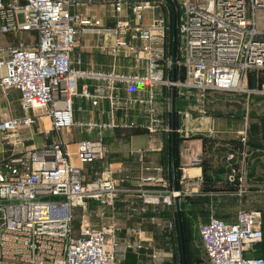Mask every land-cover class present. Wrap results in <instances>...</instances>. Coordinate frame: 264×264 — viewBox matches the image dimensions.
I'll list each match as a JSON object with an SVG mask.
<instances>
[{
	"label": "built area",
	"instance_id": "1",
	"mask_svg": "<svg viewBox=\"0 0 264 264\" xmlns=\"http://www.w3.org/2000/svg\"><path fill=\"white\" fill-rule=\"evenodd\" d=\"M166 0H0V35L30 32L29 39L0 44V90L6 96L19 92L23 116L0 121L4 139L18 141V130L30 128L40 115L49 120L43 134L54 131L56 138L42 147H33L11 155L0 163V256L14 264H118L129 252H147L151 264L166 261L163 250H152V243L119 239L113 225L92 227L82 216L80 226L73 225L75 206L84 207L94 199L113 206L120 193L111 168L102 164L100 173L86 178L82 165L104 161L102 142L106 129L126 128L155 132L170 131L156 112L157 86L170 92L195 98L204 107L210 92L264 96V39L259 38L255 10L264 8V0H216L207 5L184 3L176 19V53H171V22ZM108 4L114 18L107 25L82 7ZM165 7V9H163ZM150 18L145 22V15ZM111 36L103 46L111 58V68L97 71L74 66L71 54L78 35ZM119 58H130L135 71L116 69ZM174 80H172V67ZM254 74L253 85L249 76ZM128 93L121 96V90ZM144 89L146 96H133ZM96 107L108 103L109 119L79 123L96 137L76 142L72 164L60 133L70 129L73 97ZM135 105L144 107L140 122L115 118L116 111ZM42 112V114H37ZM241 141L246 136L241 135ZM202 156L192 157L189 165H200ZM102 161V163H103ZM153 174L140 176L141 185L160 183L161 187L138 189L142 202L154 206L150 220L157 224V205L174 207L182 195L171 186L170 168L145 167ZM240 182L236 169L227 175ZM178 181H187L185 167ZM195 180L192 186H196ZM56 197V198H52ZM175 213V210L172 209ZM176 227L175 217L165 223L169 231ZM138 229H131L136 234ZM263 214L259 209H238L232 219L214 215L199 225L198 240L208 264H264V257L253 254L263 240Z\"/></svg>",
	"mask_w": 264,
	"mask_h": 264
},
{
	"label": "crops",
	"instance_id": "2",
	"mask_svg": "<svg viewBox=\"0 0 264 264\" xmlns=\"http://www.w3.org/2000/svg\"><path fill=\"white\" fill-rule=\"evenodd\" d=\"M107 4L91 5L82 7L83 13L89 12L107 25L114 23L110 13L105 10ZM110 7V6H109ZM103 13V16L99 14ZM105 13V15H104ZM147 15V14H146ZM150 15L145 17L148 21ZM258 33L259 38L264 39V30ZM22 37L20 33L19 38ZM10 36L0 35V44L6 47L14 44L10 41ZM17 41V40H16ZM111 36L97 37L93 35H78L76 46L71 54L74 66L80 69L90 68L97 71H107L111 68V58L107 55L103 46L112 44ZM116 69L121 72H133L135 67L130 58H119ZM252 74H250V77ZM156 112L171 128V92L163 86L154 88ZM13 94L19 106V92L11 89L6 96L0 90V121L10 117H20L15 115L6 105L9 94ZM127 91L121 90V96H126ZM133 96H146V91L140 89L132 93ZM242 101L224 105L218 111H210L208 104L205 107L195 105L193 96L183 97L176 94V127H175V163L177 173V186L182 195L192 197L195 200L198 196H208L211 201L213 196L219 200L220 196H236V202L245 201L247 205L251 202V209H259L263 214L264 225V96L241 97ZM73 119L74 128L63 130L60 134L62 142L69 153L72 164L78 165L75 157L76 142L80 139L96 137L95 131L87 132L79 123L90 121H106L109 119L108 103L102 101L98 106H91L86 100L80 97H73ZM209 103V102H208ZM20 108V107H19ZM22 111V110H21ZM23 112V111H22ZM24 113V112H23ZM42 114V112L37 113ZM124 117L134 121L144 119V107L135 105L126 111H116L115 118L121 120ZM78 124V125H77ZM49 120L45 115L37 117V121L30 128H20L16 141L11 138L4 139L0 132V163L6 161L11 155L22 152L33 147H42L52 143L56 135L54 131L50 134H43L44 129H48ZM246 136V141H241V135ZM102 142L105 147V159L102 164L108 165L113 171L112 175L117 185L122 189H127L120 193L119 198L113 206L101 204L100 201L90 199L86 201V206H78L74 210V227L80 226V216H85L86 222L92 227H105L113 225L116 236L119 239H136L142 244L152 243V245L165 238V244H169V237L175 233L165 227V223L175 217L177 226V216L170 208L164 204L157 205V224L150 220L154 214V206L145 204L139 196L138 189L151 190L161 187L160 183H150L141 185L140 176L153 174L151 169L145 167L156 165L164 169L170 168V180L173 188L171 165H170V144L171 130L158 129L155 132L145 130L113 128L103 132ZM202 156L200 165H189V160L195 155ZM101 163V162H100ZM98 163L96 164V166ZM101 172L103 165H99ZM185 167L187 181H178L181 168ZM83 170L88 171L89 165H82ZM231 169H236L242 177L240 182H230L227 175ZM199 180L196 186H192L193 181ZM246 200H249L248 202ZM175 201V200H174ZM233 218V217H232ZM226 217L225 219H232ZM138 229L137 233L131 229ZM175 232H178L175 230ZM164 238L161 237V235ZM264 238V236H263ZM167 239V243H166ZM171 239V238H170ZM166 262L170 264L173 256L172 252L165 251ZM253 254L264 257V240L259 242ZM118 264H151L146 251L135 254L129 252L125 259Z\"/></svg>",
	"mask_w": 264,
	"mask_h": 264
},
{
	"label": "rangeland",
	"instance_id": "3",
	"mask_svg": "<svg viewBox=\"0 0 264 264\" xmlns=\"http://www.w3.org/2000/svg\"><path fill=\"white\" fill-rule=\"evenodd\" d=\"M172 1L174 4L176 13H177V9L179 8V10H180V8L182 7V5L184 3H187L189 5H207L210 1H213V0H172ZM214 1H216V0H214ZM166 2H167V0H166ZM166 4L168 6L167 11L169 12V14H168L169 15V21L171 22V28H172L171 9L169 7L168 2ZM109 6H105V7H108L105 10V12L107 14L110 13L111 6L110 7ZM163 9H165V7H163ZM99 14L103 16V13L101 11H99ZM104 15H105V13H104ZM110 15H111V18H113L112 14H110ZM147 15H148V13H147ZM147 15H145V16H147ZM99 18H101V17H99ZM176 19H177V17H176ZM255 25H256V28L259 31V33H261L260 30H264V8H257L255 10ZM19 36H20L19 33L14 35V36H10V41L16 42V40L19 38ZM23 36H24V38H27L28 33L22 34V37ZM252 77H254V74L252 75ZM242 96H244V95L230 94V93H224V92H218V91L210 92L208 94V101L206 104H204V107H205V105L208 104L209 109H212V110H210L211 112L212 111H218L224 105L228 106L231 103H233V104L237 103V102H235V100L242 101V99H241ZM6 105L9 108V111L10 112L12 111L15 115H18V116L24 115V113L19 108L18 103L15 101L13 94H11V93L9 94L8 99L6 100ZM236 105H240V104L237 103ZM74 125L71 127V129L74 128ZM1 157L2 156H0V158ZM104 159H105V157H104ZM102 161H97L96 163L89 165L90 168L88 171L83 170L86 174V178H92L93 176H96V173H98V171L100 169L99 165L102 166ZM97 163H98V165L96 166ZM226 196H227L226 199H223V200L219 199L218 201H215L214 199H211V201H210V199H208L209 197L205 196V195L195 197V200L190 199L192 197H185V199L180 200L179 203L180 204L183 203V206H184L183 207V217H184L183 218L184 219L183 244H184L186 264H208L206 258L204 257V255L202 253L200 245H199L198 229H199V225L202 222H205L209 218V216L214 215V216L224 218V219L226 217L232 218L238 209H251V206H250L251 202H249V204L247 205V203L245 201L236 202V200L234 198L235 196H233V195H226ZM214 197L215 196H213V198ZM246 201L248 202L249 200H246ZM85 206H86V204H85ZM79 207H81V206H79ZM84 207H81V208H84ZM77 208H78V206H75V210ZM85 213L81 214L80 222H81L82 215ZM74 219H75V217H74ZM263 227H264V225H263ZM177 228L178 227L176 226L175 229L173 230L175 235L173 234L172 237H169V239H168L169 244L168 245L165 244V242H164L165 238L161 234H160L161 237L164 239H162L161 241L157 240V242H155L152 245V250H156V251H161V250L167 251L168 250V251L172 252L173 256L171 258L170 264H183L180 236H179V232H175V230H177ZM263 240H264V238H263ZM166 243H167V239H166ZM164 263H162V264H164ZM0 264H14V263L10 262V261H8V260H6L0 256Z\"/></svg>",
	"mask_w": 264,
	"mask_h": 264
},
{
	"label": "water",
	"instance_id": "4",
	"mask_svg": "<svg viewBox=\"0 0 264 264\" xmlns=\"http://www.w3.org/2000/svg\"><path fill=\"white\" fill-rule=\"evenodd\" d=\"M169 7L171 9L172 14V28H171V53L173 61H175V53H176V10L172 0H167ZM174 68L172 67V80H174ZM171 144H170V165H171V176L173 182V189L178 190L177 186V173H176V163H175V127H176V89L175 87L171 88ZM56 198V197H52ZM175 211L177 216V227L180 236L181 243V252H182V261L183 264H186L185 260V252H184V244H183V234H182V223H181V214H180V203L179 198L175 197Z\"/></svg>",
	"mask_w": 264,
	"mask_h": 264
},
{
	"label": "trees",
	"instance_id": "5",
	"mask_svg": "<svg viewBox=\"0 0 264 264\" xmlns=\"http://www.w3.org/2000/svg\"><path fill=\"white\" fill-rule=\"evenodd\" d=\"M179 12H180V10H179V8L177 9V13H176V17L178 18V15H179ZM249 81V85H253V79L249 76V79H248ZM227 198V196H225V195H223V196H220L219 197V199H226ZM235 198V200H236V196L234 197ZM212 199H214L215 201H216V197H214V198H212ZM183 203H181L180 204V214H181V223H182V234H183V232H184V217H183ZM184 237V236H183Z\"/></svg>",
	"mask_w": 264,
	"mask_h": 264
}]
</instances>
